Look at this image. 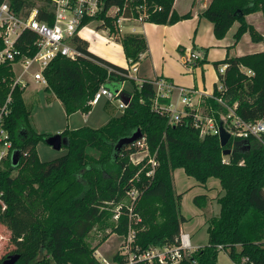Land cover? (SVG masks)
Here are the masks:
<instances>
[{
  "label": "trees",
  "instance_id": "1",
  "mask_svg": "<svg viewBox=\"0 0 264 264\" xmlns=\"http://www.w3.org/2000/svg\"><path fill=\"white\" fill-rule=\"evenodd\" d=\"M7 1L16 13L24 16L38 8L37 19L54 24L51 1ZM145 1L150 13L147 22L174 25L192 17L191 13L178 15L174 10L175 0ZM136 5L130 0H105V11L100 18H105L106 25L115 31L106 11L111 7L128 6L138 18ZM256 12L264 16V0H211L202 16L213 23L217 39H224L238 22L236 44L246 33L254 42L264 43V37L246 20ZM90 21L87 19L84 23ZM36 42L38 36L28 31L22 35L18 46L24 53L32 50L34 54ZM121 42L126 58L134 63L149 52L144 35L128 34ZM73 44L84 57L76 61L58 56L44 71L45 91L62 102L67 115L89 113L90 102L101 87L116 93L125 81L132 79L125 68L90 52L87 41L75 37ZM224 64L228 67L225 74H220V81L225 90L216 89L212 97L204 98L203 105L209 115L221 123V114L228 113L226 106L216 100L220 98L228 107L237 105L236 113L244 121L264 118V52L227 58L216 63V67L219 69ZM132 81L134 91L127 94L131 101L121 116L113 117L99 129L65 130L61 135L69 141L68 146H63L67 154L43 162L37 145L46 142L51 135L40 134L33 128L32 110L24 99L25 89L20 85L13 89L11 64L0 66V105L12 93L8 128L14 147L20 153L17 166L8 161L0 171V192L4 193L0 221L17 220L20 233L27 237L26 250L14 253L20 255L16 264H102L95 258V248L89 243L96 228L103 233L110 229V234L120 236L132 231L134 241L130 254L136 257L150 249L178 245L182 225L187 220L182 213L183 194L175 189L177 169H184L201 184L216 178L225 191L218 198L220 214L207 220L208 244L179 264H218L223 250L236 264H264V134L260 139L232 136L227 146L232 153L227 156L228 162H224L219 136L201 137L191 115L179 123H171L169 113L155 105L154 81L141 84L136 79ZM159 104L169 106L170 101L164 99ZM138 131L143 137L137 142L145 139L147 153L136 163L132 155L138 151L137 142L129 145H120V142ZM134 189L139 195L130 206L127 194ZM16 205H19L18 210ZM117 205H122V210L115 223L112 208ZM29 224L33 231L28 230ZM31 234L35 238L29 243ZM110 234H106L101 243L106 242ZM24 236L16 238V243L22 244ZM130 254H117L114 262L127 264ZM8 257L1 259L0 264ZM245 259L247 262L243 263ZM135 264L147 263L135 261Z\"/></svg>",
  "mask_w": 264,
  "mask_h": 264
},
{
  "label": "built area",
  "instance_id": "2",
  "mask_svg": "<svg viewBox=\"0 0 264 264\" xmlns=\"http://www.w3.org/2000/svg\"><path fill=\"white\" fill-rule=\"evenodd\" d=\"M52 3L51 12L54 14V24L41 22L37 19L39 13L38 8H34L29 16L16 13L10 6V3L5 0L0 3V66L5 64H11L14 72L13 89L16 85H20L26 89L30 80L27 78L28 74L32 75V79L38 83H43L47 86V80L44 76V71L49 64L58 56H64L71 60H79L84 55L77 50L73 44L75 37L88 42H93L94 35L103 37V42H114L118 44L117 39L120 38V45H122V24L124 22H146L149 18V11L147 2L144 0H130L131 3H135L139 12V17H134V11L128 6L123 8L111 7L106 11V17L113 20L115 31L106 25L105 18H100L101 14L105 11V0H48ZM90 19L89 23H84L85 20ZM94 23H97L96 25ZM94 27V28H93ZM96 27H102L101 30H97ZM34 32L38 36V42H36V52L33 54L32 50L28 53H24L18 46L20 38L25 32ZM130 34H135L131 30ZM122 36V37H121ZM100 41V40H99ZM97 42V41H95ZM102 42V41H100ZM90 47V46H89ZM123 47V45H122ZM90 52L93 53L89 49ZM124 52V48H123ZM31 53V54H29ZM125 54V52H124ZM126 57V55H125ZM145 57V54L140 56V60ZM191 58L193 61H199L201 58L199 54L192 53ZM127 65L125 69L128 70V77L132 78L138 73V65L141 62L134 63L132 60L126 58ZM21 68V73H17L15 67ZM228 65L224 64L219 67V73L225 74ZM246 71V68L242 69ZM249 75L252 73L247 71ZM134 79V78H132ZM136 79V78H135ZM156 88L155 105L170 115L171 123H179L183 118L192 116L193 125L200 131V136L217 135L220 134V125L223 123L225 129L232 134V136L246 139L249 137H255L260 139L264 134V118L255 122H247L240 118L236 113L237 105L228 107L222 99L216 100L228 109L227 114H221L219 123L215 117L209 115L207 111L206 115L199 110H196L193 114L192 111L185 110L186 107L192 105L196 96L203 97L204 94L197 90L180 89L179 96L180 102L184 109H173L171 106L160 105L159 102L164 99H168L174 92L175 88L173 84L163 79L154 80ZM220 92L225 90L222 83L218 88ZM122 91L112 92L106 87H101L90 104L96 105L103 97L108 98L110 101H114L119 98V108L125 110V105L121 99ZM12 93L9 94L6 102L0 105V171L5 168V163L12 161V157L17 152L14 147V142L11 133L8 128V119L11 115L12 108ZM212 97V96H211ZM137 146L146 150L145 139L137 142ZM147 152V150H146ZM146 155V154H145ZM153 166H156L154 160L150 161ZM138 163V162H137ZM150 175V174H149ZM139 192L132 190L128 192L127 196L130 201V206H133L137 201ZM4 193L0 192V202L3 201ZM6 206H3V210ZM122 205L116 206V212L114 215L115 220L118 222L121 215ZM132 211V209H130ZM129 244L124 247L129 255L131 252V244L134 241V233L130 231L125 238V241ZM196 251V248L192 244V236L187 232H181L179 243L173 247L154 248L147 250L146 252L138 255L137 257L130 254V258L127 264H135L137 262H146L147 264L159 263V264H179L184 258L189 257ZM247 260H243L246 263ZM102 264H111L108 260L103 259Z\"/></svg>",
  "mask_w": 264,
  "mask_h": 264
},
{
  "label": "crops",
  "instance_id": "3",
  "mask_svg": "<svg viewBox=\"0 0 264 264\" xmlns=\"http://www.w3.org/2000/svg\"><path fill=\"white\" fill-rule=\"evenodd\" d=\"M210 2L211 0H175L174 10L180 16L191 13L192 17L190 19L179 21L174 25H159L144 22L141 23L138 29H133L135 34L145 36L149 47V52L138 65L139 70L136 74L137 83L141 84L143 81L163 79L173 84L175 90L170 98H168L170 101L169 106L173 109H184L180 102V89H194L203 93L204 96L201 98L200 96H196L192 105L186 107L185 110L194 112L202 110L207 112L208 109L203 105L204 98L213 96L221 83L216 63H221L227 58L264 52V43L254 42L249 33L243 35L242 39L236 44L234 36L240 27V23L238 22L234 24L224 39H217L214 34L213 23L202 16V13L209 6ZM261 19H264L262 12H256L246 17L247 22L264 37V22ZM102 38L101 34L94 35L93 42H97L93 45V53L123 68L128 67L122 45L118 49L116 43L103 42ZM245 43H248L247 48L249 51L247 52H243L241 49ZM105 46L113 47L115 50L106 52L102 50ZM194 52L199 54L201 58L199 61L195 62L192 60L191 55ZM42 89L45 91L46 87ZM25 101L27 102V100ZM112 105V101L103 97L96 105L92 106L89 113L77 112L67 115V126H64L60 131L62 132L66 129L76 130L83 127L99 129L106 125L113 117L119 116L114 113ZM184 173L188 177L184 169H177L174 173V180L176 181L177 177V184L181 186V190L176 192L183 194L182 213L187 220L183 224V227L189 222L185 207L187 199L192 198L194 204H196V199L203 201L202 197L206 195L211 199H218L219 194L222 192L220 181L210 188L212 192L209 194L205 193L203 188H194L196 191L191 188L185 189V183H188L190 180L182 176ZM210 179L207 181V185L211 182ZM206 184L198 183V185H202V187L207 189L208 186ZM187 233L191 234L190 231ZM195 248L198 249L197 246Z\"/></svg>",
  "mask_w": 264,
  "mask_h": 264
},
{
  "label": "rangeland",
  "instance_id": "4",
  "mask_svg": "<svg viewBox=\"0 0 264 264\" xmlns=\"http://www.w3.org/2000/svg\"><path fill=\"white\" fill-rule=\"evenodd\" d=\"M262 22H264V19H261ZM147 22V21H146ZM142 22L139 21H132V22H124L122 24V36L128 35L131 33V30H136L140 27ZM95 25L97 23H94ZM94 28V27H93ZM97 30H101L102 27H96ZM121 36V37H122ZM120 38L117 39L116 42L117 48H119ZM250 42V41H249ZM93 43H89V49L94 52L93 50ZM248 43H245L243 47L241 48L242 51H249L247 48ZM116 48V49H117ZM102 50L106 52H112L115 49L110 46H105ZM16 72L19 74L21 73V68L19 66L15 67ZM27 78L30 80L29 86L25 89L24 92V98L27 100L26 103H28V107L31 108V124L33 128L36 130V132L40 134H48V135H56V134H62L64 131H60V129H63L64 126H67V113L65 112L64 106L62 102L53 94L48 93L47 91H44L42 89L44 86L43 83H38L37 81L32 79V75L28 74ZM132 78H136V75ZM38 84V85H36ZM123 90L125 93H132L134 91V83L132 79H129L124 82ZM42 89V90H41ZM38 90V91H36ZM33 95V96H30ZM170 98V97H169ZM119 98L112 101L113 111L116 113V115L121 116L124 112V110L119 109ZM205 107V106H204ZM200 112H203V114L206 115L207 112L199 110ZM67 130V129H66ZM229 149V148H228ZM231 150V149H230ZM67 148L63 147L60 151H57L53 149L51 146H49L46 142H40L37 145V152L39 155V158L43 162H50L55 159L61 158L67 154ZM93 152V151H91ZM146 150H144L141 147H138V151L132 155V159L134 162H140L145 154ZM224 162H228L227 156H224ZM183 177H187L184 174H182ZM188 183H185L184 188L185 189H197V188H203L205 190V193L209 194L212 192L210 188L214 186L217 182H219L216 178H211L210 183L207 185L208 188L202 187V185H198V181L192 177H187ZM175 183V189L176 191L181 190V186L177 184V177ZM197 184V185H196ZM206 187V186H205ZM194 189V190H195ZM196 191V190H195ZM194 192V191H193ZM200 192V191H198ZM194 194V193H193ZM192 194V195H193ZM225 194V191L222 190V192L219 194V197H222ZM203 196V201H197L196 204H194L192 198L187 199L185 202V207L187 209V216L189 217V222L187 225H185L181 228V232H188L192 234V244L193 246L204 247L209 242V234L207 231L208 225H207V219L210 217H213V215L220 214L221 211V204L218 201V199H211L210 197ZM215 196V195H211ZM202 200V199H201ZM129 202V201H128ZM16 210H18L19 205H16ZM199 207V208H198ZM20 211V209H19ZM113 213L116 212V207L112 208ZM17 212V211H16ZM112 221L117 223L114 216L112 218ZM28 228V227H27ZM32 225L30 226L28 230L33 231ZM36 229V228H35ZM19 223L17 220L13 221H6L1 222L0 221V260L8 257L18 251H24L25 243H26V236L25 233L23 235L19 231ZM111 230L108 229L107 232H101L98 228L92 231L90 237H89V243L92 245V248H95V258L99 260L100 262L103 259L108 260L111 264H118L117 262H114V258L117 254H120V256H127V250L124 249L126 245L129 244L127 239L125 241V238H127V235L120 236L117 234H110ZM106 234H110V237L108 240L104 243L102 242L103 237ZM25 238L24 242L22 244L16 243V238L23 237ZM35 236L33 234L29 235L28 241L29 243H32L34 241ZM24 245V246H22ZM197 250V249H196ZM195 251V250H194ZM218 264H234V262L230 259L227 252L224 250L219 253L218 256Z\"/></svg>",
  "mask_w": 264,
  "mask_h": 264
},
{
  "label": "water",
  "instance_id": "5",
  "mask_svg": "<svg viewBox=\"0 0 264 264\" xmlns=\"http://www.w3.org/2000/svg\"><path fill=\"white\" fill-rule=\"evenodd\" d=\"M121 99L125 105H129L131 101V97L127 94H124L121 96ZM143 137V134L141 131H138L135 133L132 137L124 139L122 142H120V145L123 144H133L140 140ZM232 138V134L228 132L223 123L220 125V134H219V139H220V145L222 148H224L223 155L224 156H229L232 153V150L228 149L227 146ZM46 143L51 146L53 149L60 151L63 146H68L69 141L67 138H63L61 134H56L52 135L47 138ZM20 161V153L15 152V154L12 157V165L15 167L19 164ZM20 259L19 254H12L10 255L6 260H4L3 264H16Z\"/></svg>",
  "mask_w": 264,
  "mask_h": 264
}]
</instances>
